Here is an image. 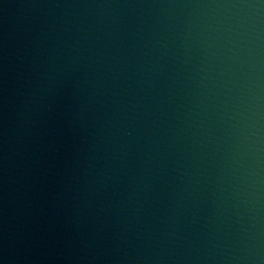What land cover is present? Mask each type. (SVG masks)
I'll use <instances>...</instances> for the list:
<instances>
[{"label": "water", "instance_id": "95a60500", "mask_svg": "<svg viewBox=\"0 0 264 264\" xmlns=\"http://www.w3.org/2000/svg\"><path fill=\"white\" fill-rule=\"evenodd\" d=\"M0 264H264V0H0Z\"/></svg>", "mask_w": 264, "mask_h": 264}]
</instances>
